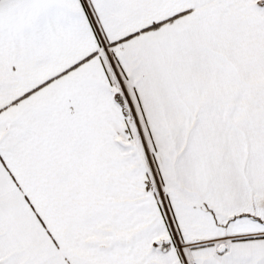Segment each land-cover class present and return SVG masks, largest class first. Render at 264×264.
Masks as SVG:
<instances>
[{"label":"snow or ice","instance_id":"6c2138e0","mask_svg":"<svg viewBox=\"0 0 264 264\" xmlns=\"http://www.w3.org/2000/svg\"><path fill=\"white\" fill-rule=\"evenodd\" d=\"M0 264H264V0H0Z\"/></svg>","mask_w":264,"mask_h":264}]
</instances>
